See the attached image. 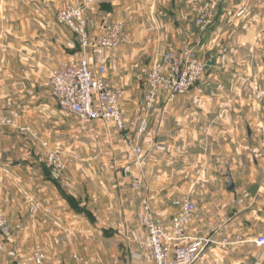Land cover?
I'll list each match as a JSON object with an SVG mask.
<instances>
[{"label":"crops","instance_id":"crops-1","mask_svg":"<svg viewBox=\"0 0 264 264\" xmlns=\"http://www.w3.org/2000/svg\"><path fill=\"white\" fill-rule=\"evenodd\" d=\"M94 3L97 10L106 8L110 16H124L130 23L133 13L146 14L140 16L141 22L163 20L166 12H173L174 20L181 21L180 25L190 14L194 24L190 5L186 8L179 0H96ZM20 6L21 0H0V106L5 102L11 106V101L30 106L32 111L27 120L20 118V122L31 123L27 125L38 133L39 139L53 146L50 138L61 136L68 119L54 100L45 98L47 89L36 88L33 82L48 81L57 67L54 65L50 71L47 59L65 60L73 51L63 37L38 36L36 30L31 35L20 34L21 24L25 28L26 23L28 27L31 23L36 28L49 23L21 21ZM245 7L247 11L240 14ZM115 20L125 21L133 43H139L125 19ZM213 24L216 30L204 35L202 47L211 45L219 35L221 50L216 58L221 65L210 67L201 83L173 102L166 104L162 97L160 112L149 116L148 129L140 137V145L147 151L146 158L139 167L129 166L121 179L113 172L112 187H123L120 198L110 192L108 180L99 182L101 191H93L91 186L97 178L90 176L91 171L84 164L76 162L57 179L52 174L47 176L44 168H48L33 157L27 166L28 214L26 218L22 214L10 218L6 248L9 253L2 256L0 264H26L25 256L37 244L52 264H80L83 252L103 250L104 244L109 248L110 236L117 230L123 229V234L126 229L143 232L138 227L137 214H132L130 192H126L137 170H140L139 209L149 204L158 219L170 220L178 212L173 201L188 195L204 215L200 223L191 226V236H206L209 226L220 225L226 226L227 236H241L242 243L233 250L212 245L195 264H254L257 261L264 264V247L254 242L257 236L264 235V50L257 48L254 56L261 58V62L254 68L229 66L231 61L239 63L250 55L246 54L249 48L246 43L264 45V0H221ZM200 34L188 33L183 44L172 38L168 50L188 48L185 51L195 52ZM139 51L140 48L129 45L117 52L101 53V65L109 59L111 83L123 91L122 110L130 132L135 134L139 120L146 115L142 83L146 76L138 68ZM24 60L29 67L21 73ZM36 113L42 120H37ZM3 151L5 148H0V158ZM81 152L87 150L82 148ZM36 153L32 148L30 154ZM19 166L1 164L0 176ZM228 171L235 182L233 190H228ZM6 194L0 181V201L7 198ZM112 249L114 252L113 246ZM103 256L98 254V261L109 264L108 255Z\"/></svg>","mask_w":264,"mask_h":264},{"label":"built area","instance_id":"built-area-1","mask_svg":"<svg viewBox=\"0 0 264 264\" xmlns=\"http://www.w3.org/2000/svg\"><path fill=\"white\" fill-rule=\"evenodd\" d=\"M96 0H89L91 5ZM221 0H193L191 13L196 25L211 26L218 12ZM247 11L243 8L240 12ZM57 21L76 33L80 38L82 55L63 60L53 69L45 87L48 95L56 102L63 112L70 113L82 122L101 120L113 123L123 133L129 131V125L122 110L123 91L110 81L108 65L97 68L91 65L88 50L101 47L117 52L125 46L132 45L133 40L127 24L123 20H112L104 26L103 34L93 38L89 34V17L86 9L80 5H67L57 12ZM206 68L203 62L190 49L184 54L168 51L155 59L143 80V105L146 115L139 120L138 137L146 133L149 116L160 112L161 100L166 104L177 97L187 94L190 88L203 76ZM34 94V92H30ZM21 118L20 110L9 108L0 110V146L4 141V131L16 127L20 134L39 139L38 133L27 124H18ZM126 139L138 160L142 162L147 151L139 140L126 134ZM44 148L43 163L51 174L60 179L69 161L59 148L51 146L46 140H40ZM178 212L170 220H160L151 206L146 204L136 215L139 228L144 235L136 230L126 229V236L133 242L132 257L143 259L146 255L152 257L154 264H195L206 250L218 244L223 248L236 247L242 243L241 236H227L226 226L208 227V235L193 237L190 228L194 223H200L204 215L198 204L188 195H183L173 201ZM10 222L5 214L0 212V252L7 248V238L10 234ZM254 242L264 247V235H259ZM26 264H52L48 256L37 244L24 258ZM254 264H261L255 262Z\"/></svg>","mask_w":264,"mask_h":264},{"label":"rangeland","instance_id":"rangeland-1","mask_svg":"<svg viewBox=\"0 0 264 264\" xmlns=\"http://www.w3.org/2000/svg\"><path fill=\"white\" fill-rule=\"evenodd\" d=\"M179 1L180 4L186 8L187 5H190L191 9V2L193 0L189 1L190 4L188 3V0ZM88 2L89 0H21V6L18 10V16L20 17L21 21H26L27 19H29L30 21H47L49 23H44V25L36 28L33 27L31 23H29V27L26 25L28 23H24L25 28L23 24H21L20 34L31 35L34 34L36 30L35 34L38 36L47 37L50 39L63 37L68 40L69 49L73 51V53H71V55H68L69 57L65 60L79 57L82 55L79 36L67 26L58 23L57 12L60 8L67 5H80L85 8L89 17V34L93 38H99L102 36L104 26L108 22L117 18L126 20V17L124 16L117 17L118 14H111L110 16L107 12H105L104 9L106 8H103V10L101 8L97 10L93 5L95 3L91 5ZM172 13L173 12H166L163 20H150L141 22H139L140 16L142 18L145 17L146 14H140L138 12L133 13L134 18L132 20V23H130V21H127L128 19L126 21L131 28L133 36H135L139 43H133L132 46L137 49L140 48V56L139 60H137V63L139 64L138 68L142 69L143 74L146 76L147 70L151 68L155 59L161 54L165 53L166 51H174L179 54L186 52L185 50H187L188 48L183 50H168L171 46L170 43L172 38L173 40L176 39L179 44H183L188 38V33L191 34L200 32L201 36L199 38L196 37L197 35L195 36L197 40L200 39V44L196 43L195 45V53L203 62H205L206 68L202 78L190 88L191 90L194 86L201 83L205 79L207 70L210 67L221 65L220 63H218V61L216 65H208L209 61H212L214 58H216V56L220 55V36L216 35L213 41H211V45L203 48V41L201 40L204 38V35H206V33L212 30H216V28L214 29V24L208 27H201L196 25L194 20L193 24V22L190 20L192 19V16L190 14L187 15L185 19H182V22L184 23L180 25L179 23L181 21L174 20V15ZM100 20L102 23H100ZM101 24L102 27L100 26ZM99 26L101 27V29ZM247 39H250V37H248ZM254 43H246L249 45V48H247L248 50L246 51V54H250L249 56L246 55V57L244 59H241L239 63L237 61H231L229 66L243 67L245 65L254 68L258 65V62L260 64L261 58L256 55L254 56V54H256V52L258 51L257 48H263L262 50H264V45L257 47ZM75 51H77L78 53ZM103 51L112 53L110 50L101 47L90 48L88 50L89 60L93 67L101 65V53ZM244 54L245 53H243V55ZM255 59L257 61H255ZM47 60L51 64L50 71L55 67L54 65L58 66V64L63 61V59L59 60L55 58ZM108 60L109 59L106 58L103 64L107 65ZM22 62L23 64H21L20 66L21 73H23V71H25L29 67V63L27 60H24ZM28 80L29 79H27L26 81ZM46 82L47 81L38 80L33 83L37 86L36 88L42 89L45 87L41 85L45 84ZM45 95V98L53 100L48 95V93ZM5 103L3 104V106H0V110L9 108L18 109L20 110L22 120H27L28 114H30L32 111V108L30 106L28 107L27 104H14V101H11L10 106ZM60 112L64 114V116H66V118L68 119V124L64 125L65 129H63V133L61 134V136L50 138L53 147L59 148L64 157L69 159L67 167L75 164L76 162L79 164H84L86 167H88V169L91 171L89 172L90 176L94 175L97 178V181H94L93 185L91 186V188H93V191H101L102 187L100 186L99 182H107L108 180L110 182V192H112L115 197L120 198L122 196L120 195V193H124L123 187L118 185L112 187L111 181L114 179L112 175L113 172H115L121 179V174L123 172H127L129 166L139 167L140 161L138 160V156L135 154L126 139V134H129L139 140L140 143L138 132H136L137 134L132 133L130 132L129 128V131L125 134L121 130H119L113 123H108L101 120L82 122L73 114L63 112L62 110H60ZM36 117L37 120H42V117H39L38 113H36ZM74 117L77 119H74ZM28 123V121H24V123H21L20 120L18 121V124ZM0 148H5V151H3L0 158V165L8 164L11 167L18 164L20 165L18 168L10 171V173L3 172V175L0 176L1 187H3V190H5V192L7 193V198L0 201V212L2 214H5L9 220L10 218L19 216L21 214L26 218V215L28 214L27 191L29 183V171L27 169V166L30 165V162L33 161V157L37 158V161L40 160L43 163L44 148L41 145L40 139L21 135L16 127H9L5 129L4 141ZM32 148L34 150H37V153L35 154L36 156L30 154ZM82 148H85L87 152L82 153ZM92 167L97 168V170L94 171V168ZM139 174L140 170H137L136 176L132 178V184L129 186V188H126V192H130L132 200V214H138V212H140L144 208H138V201L141 191L139 187ZM117 183L118 180L113 184L116 185ZM136 232L141 236L144 235L143 232H139V229L136 230ZM98 240L101 242V238H98ZM109 242V248H107V244H104L105 249L103 250L97 249L94 251L83 252V259L82 263L80 261V264H102L103 262L104 264H108L106 261H103L102 263L98 261L97 256L98 254L101 255V253L104 254V258H107L108 255L110 259L109 264H154L152 257L149 255H146L143 259H136L132 257L131 249L135 246L133 242H130L126 234H123V229L120 231L117 230L115 235H111ZM100 246H102V244H100ZM112 246L115 248L114 252ZM213 247H220L222 250H233L235 248L234 246L223 248L218 244H214ZM8 253L9 251L7 249L3 252H0V259L2 258V256L7 255Z\"/></svg>","mask_w":264,"mask_h":264},{"label":"water","instance_id":"water-1","mask_svg":"<svg viewBox=\"0 0 264 264\" xmlns=\"http://www.w3.org/2000/svg\"><path fill=\"white\" fill-rule=\"evenodd\" d=\"M216 63H217V58H214L212 61L208 62V65L213 66V65H216ZM44 172L47 176L51 175V172L46 168H44ZM234 188H235V182H234L233 176L231 172L228 171V190H233Z\"/></svg>","mask_w":264,"mask_h":264},{"label":"trees","instance_id":"trees-1","mask_svg":"<svg viewBox=\"0 0 264 264\" xmlns=\"http://www.w3.org/2000/svg\"><path fill=\"white\" fill-rule=\"evenodd\" d=\"M79 43H80V38H79ZM81 44V43H80Z\"/></svg>","mask_w":264,"mask_h":264}]
</instances>
